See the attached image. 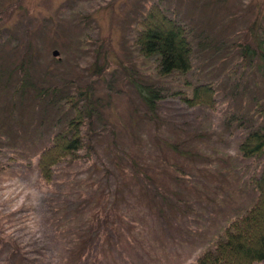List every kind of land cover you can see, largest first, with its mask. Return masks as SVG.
I'll list each match as a JSON object with an SVG mask.
<instances>
[{
    "label": "rangeland",
    "instance_id": "1",
    "mask_svg": "<svg viewBox=\"0 0 264 264\" xmlns=\"http://www.w3.org/2000/svg\"><path fill=\"white\" fill-rule=\"evenodd\" d=\"M150 1L159 4L170 18L194 29V73L214 85L218 101L211 110L189 108L169 98L158 110L169 124V133L158 136L144 117L147 110L135 85L149 83L143 72L150 71L129 46V30ZM251 26L259 36L264 27V0H0V213L7 210L16 215L36 202L42 224L63 213L66 226L78 227L93 218L79 212L84 202L77 201L76 193H90L86 201L92 205L105 203L98 165L92 170L84 168L78 177L75 165L63 166L61 172L66 174L49 188L38 175L36 152L50 144L52 132L64 130L70 114L62 104L72 91L81 89L78 86L90 87L93 139L104 162L118 160L123 168L131 161H147L153 168L164 169L167 166L161 159L165 164H189L183 153L196 154L195 148H188L192 146L202 150L199 163H208L207 155L218 165L198 168L195 176L200 182L195 187L163 188L162 206L151 203L152 209L144 205L141 209L133 200L122 211L120 224L113 226L116 235L108 230L102 241L96 233L87 236L79 231L72 235L57 231L50 237L42 225L46 236L28 242H49L38 248V264H190L204 252L209 228L230 217L226 209H234L217 206L219 198L205 188L227 184L225 200L230 195L239 204L248 195V201L252 199V189L248 190L246 183L254 170L264 166V158L244 161L238 147L242 134L264 127V69H258L263 62L246 65L238 51L229 49L234 41L240 44L242 34L248 38ZM54 51L59 52L58 57L53 56ZM21 79L23 87H19ZM168 88L176 87L170 84ZM223 168L229 177H247L243 183H229L227 177L220 176ZM83 181L90 184L81 185ZM134 181L125 183L130 185L127 197H139L131 190ZM94 187L101 190L95 192ZM55 204L61 212H55ZM17 215L21 221L15 225L22 222L23 215ZM123 220L128 226H123L124 230L120 226ZM67 236L77 241L70 244ZM87 247L90 254L83 257ZM20 263L18 259L10 262Z\"/></svg>",
    "mask_w": 264,
    "mask_h": 264
},
{
    "label": "trees",
    "instance_id": "2",
    "mask_svg": "<svg viewBox=\"0 0 264 264\" xmlns=\"http://www.w3.org/2000/svg\"><path fill=\"white\" fill-rule=\"evenodd\" d=\"M147 7L146 10L141 11V17L135 18L136 21L134 20V24H132L134 27L129 30L131 32L129 46L130 49H133L131 50L132 53L146 64L150 71V73L141 71V74L143 72V75L150 79L149 83L141 81L135 85L143 107L147 110L144 117L148 123L153 124L158 136L159 134L169 133V124L165 123L162 115L158 113L161 104L169 98H176L189 108L205 107L214 110L218 103L216 98L217 89L212 83L197 78L194 73V36L196 35L194 29L167 16L157 3L150 1ZM254 27L251 26L248 38L245 34H242L239 39L241 40L240 44L236 45V41H234L229 49L238 51L246 65L251 63L253 67L254 62L261 60L263 65L258 69L262 70L264 69V27L261 28L259 36L257 33L253 34ZM93 30L95 29L93 28ZM1 37L0 34V40ZM234 40L236 39L234 38ZM99 54L100 52L97 53V56ZM143 63L142 66H144ZM22 65L26 66L27 64ZM245 67L247 69V66ZM231 73H235V69H232ZM23 80L19 81V87H23ZM174 82H181L182 86H175ZM170 84L176 88H168ZM78 88L81 89L72 91L62 104L67 113L70 114V119L64 130L52 132L53 136L50 133V144L42 148L40 152H36L38 175L49 188L59 183L61 176L66 174V172H61L63 166L67 169L75 165L77 169V175L75 174V176L78 177L82 176V172L85 171L84 168L88 167L92 170L94 165H98L101 167V177L98 179V183L100 187L104 188L102 190H104L105 203L103 206L92 205L86 201L88 197H91L90 193L82 196L76 193L77 201L84 202L83 206L81 204L79 212L85 211L93 218L92 221H88V224L83 222L78 227L75 225L66 226L68 220H62L65 217L63 213L58 215L56 219L48 216V220L45 224H42L36 211L39 206L36 202L26 206L31 209L23 208L22 212L24 213L16 211V215H9L10 212L3 210L0 213V221L2 222L0 225L1 264H10L12 259H18L21 261L20 264H27L29 261L38 264V259L41 256L38 248L49 245V242L45 240L34 243L28 242L38 239L40 237L38 235H41V237L46 236L42 235V225H44V231L50 237L53 236L52 234L55 235L57 231L64 234L68 233V235H72L71 232L77 233L79 231V233H85L87 236H93L96 233L99 241L105 239L108 230L116 235L113 226L120 224L122 211L133 200L140 203L141 209H144L143 205L149 210L152 209L151 203L162 206L164 205L163 188L167 187L174 190V187L182 185L195 187V183L200 182L195 176L198 168L208 169L218 166L216 163L209 161L207 155L205 159L208 163H199L201 157H203L202 150L199 147L192 146L188 148H195L196 154L183 153L186 160L190 162L189 164L186 163L180 166L169 162L165 164L164 159H161V164L166 165L168 170L167 168L161 169V167L153 168L147 161L142 163L131 161L123 168L118 160L113 164L104 162L93 139L95 135V116L89 98L90 87L78 86ZM59 90L61 89L55 90V94ZM63 90H66V88ZM12 106L14 107V104ZM6 110H9L8 106ZM105 128L108 129L107 126ZM242 129L245 130V128ZM108 130L111 131L112 129L109 128ZM238 151L244 161L252 158H264V127H258L242 134ZM177 154L180 156L178 159L182 161L181 152ZM222 170L220 176L227 177L229 183L233 181L243 183V179L247 177V175L246 177L245 175H242V177H229L227 173L225 174L226 168ZM148 171L152 174L147 173ZM238 172L241 174V170ZM131 179L135 180L134 185L138 186V188L133 186L131 190H134L139 197L135 194L132 197L129 194V197H127L128 193H125L127 186H130L128 184L126 186L125 183ZM87 183L90 184L89 181H83L81 185ZM246 185L248 190L252 189L253 196L248 201L250 197L248 195L246 200L240 204L234 200L232 195L227 200L223 197L225 196L223 192L228 187L227 184L210 186L208 190L205 188L209 195H215L219 198L217 206L234 209L232 211L226 209V215H230V217L219 219L212 230L209 228L207 239L202 245L204 252L200 254L195 262L190 264L264 263V166L260 171L254 170L250 174ZM92 189L95 192L101 190L98 187ZM221 193H223L222 197ZM244 193L246 194V192ZM229 204L232 206H228ZM54 210L56 213L62 211L61 207H56V204ZM46 212L47 210H44V214ZM17 214L23 215L22 222L15 225L16 221H21V219L16 218ZM149 215L152 216V214ZM211 219L213 218L211 217ZM124 221L120 225L122 230H124L123 226L128 227ZM55 222H60V224L52 225ZM98 223L99 226H97ZM67 238L70 244L77 241L69 236ZM79 239L81 238L79 237ZM44 243L46 244L44 245ZM107 244L105 241V246ZM102 245L103 243H101ZM90 251L91 248L87 247L83 257L84 254H90Z\"/></svg>",
    "mask_w": 264,
    "mask_h": 264
},
{
    "label": "water",
    "instance_id": "3",
    "mask_svg": "<svg viewBox=\"0 0 264 264\" xmlns=\"http://www.w3.org/2000/svg\"><path fill=\"white\" fill-rule=\"evenodd\" d=\"M58 55H59V52L58 51H54L53 52V56L58 57Z\"/></svg>",
    "mask_w": 264,
    "mask_h": 264
}]
</instances>
